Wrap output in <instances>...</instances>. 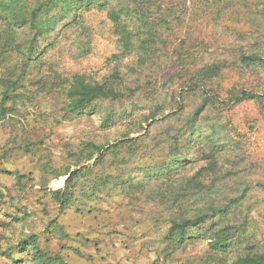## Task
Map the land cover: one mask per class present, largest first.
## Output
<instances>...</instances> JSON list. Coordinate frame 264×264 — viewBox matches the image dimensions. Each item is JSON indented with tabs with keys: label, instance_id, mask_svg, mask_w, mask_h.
Listing matches in <instances>:
<instances>
[{
	"label": "rangeland",
	"instance_id": "rangeland-1",
	"mask_svg": "<svg viewBox=\"0 0 264 264\" xmlns=\"http://www.w3.org/2000/svg\"><path fill=\"white\" fill-rule=\"evenodd\" d=\"M249 1L257 10L264 3ZM154 7L149 4L143 25L127 17L131 28L142 32H136L133 50L125 52L120 28L110 21L107 11L86 10L76 0L68 21L75 13L80 15L78 21L57 27L51 34L57 35L53 45L44 50L41 44L36 49L38 59L30 61L25 57L27 46L22 43L19 53L14 50L10 30L0 21V77L8 74L20 83L13 93L20 97L6 104L15 111L0 119L1 264H16L15 260L32 264V245H25L32 236L41 249L74 264H229L237 254L264 252V81L257 84L248 73L242 76L226 69L208 80L206 87L178 91L174 65L182 38H169V31L166 37L167 27L162 25L160 35L150 39L144 25H151L149 15H157ZM234 19L235 15L224 17V24ZM252 21L264 22L260 16ZM196 37L205 44H195L192 39ZM17 38L23 42L26 36L16 37L15 43ZM226 40L210 23L181 42L185 54L207 61L215 54L231 58L221 49ZM143 42L146 48L141 47ZM76 75L90 83L106 82L125 96L102 99L60 120L66 112L64 93ZM228 87L234 91L252 88L260 98L233 103L232 94L226 93ZM2 90L0 84V98ZM204 98L208 104L201 106ZM172 135L178 137L179 156L186 158L172 163L181 166L178 181L169 189L160 187L161 182L167 184L160 178L136 195L88 201L81 212L74 207L59 211L51 191L63 187L69 176L63 175L67 167L74 170L69 153L82 142L104 144L142 137L134 164H146L162 158ZM25 136L35 141L32 152L39 151L35 156L14 148ZM211 152L214 163L209 168L211 159L204 157ZM49 159L62 175L55 178L48 172L44 164ZM201 168L199 187L190 185L178 192V182ZM16 174L25 176L22 186ZM211 206L224 207L226 216L212 229H192L177 246L175 233H168L171 220L193 217ZM220 228L229 238L225 252L209 245L214 240L209 232Z\"/></svg>",
	"mask_w": 264,
	"mask_h": 264
},
{
	"label": "trees",
	"instance_id": "trees-1",
	"mask_svg": "<svg viewBox=\"0 0 264 264\" xmlns=\"http://www.w3.org/2000/svg\"><path fill=\"white\" fill-rule=\"evenodd\" d=\"M163 1L81 0V4L86 10L107 11L110 21L117 28H120L121 37L119 41L122 43L125 52L130 49L133 50L134 36L136 32H142L138 29H132V24L130 25L127 17L131 16L135 21L134 24L143 25L144 20L147 19L146 15L150 11L149 4L151 7L155 5V10H159L157 15L148 16L151 25H144L151 40L160 35L158 29L162 28V25L167 27L166 37L169 31L168 37L188 39V35L192 31L215 23L221 37L228 39L221 49L228 51L231 58L225 54L224 56L215 54L207 61L201 60L203 58H198L194 54H185L183 41L181 42L182 39H180L176 49L177 62L175 61L176 64L174 65L176 66L178 91L179 88L183 90L190 87L192 90H199L201 89L200 86L206 87L209 85L208 80L219 77L226 69L236 70L242 76L248 73V76L257 80V84L260 83V80L264 81V22L259 24L257 21H252V17L255 16H260L264 21V3L261 5V10L259 8L257 10L249 0H165V3ZM74 2L76 0H0V21L10 30V45L19 53V47L25 44L27 46L26 61L38 59L40 52L36 49L41 44L45 45L44 50L53 45V38H56L57 35L51 34L57 27L78 21L80 15L76 13L68 21L69 11ZM131 5H134V8ZM256 5L258 4L256 3ZM62 6L68 11L63 12ZM132 13L135 15H131ZM232 15L236 16V20L234 19L233 22L225 25L223 18ZM240 15L242 19L239 18ZM178 30L183 31L179 32ZM2 33L0 32V34ZM20 35H25L26 38L23 42L18 41L17 38V44L15 38ZM192 41L195 44H205V41L198 37ZM141 47L146 48V44L143 42ZM22 75L25 76V73ZM17 77L20 78V76ZM0 84L3 87L0 98V119H2L1 115L5 116L6 113L11 114L15 111L13 106L6 104L20 97L18 94H13L20 83L19 79L10 78L8 74H2ZM226 93L232 94L233 103L260 98V95L256 94L252 88H241L234 91L233 87H228ZM124 96L125 94L119 91V88H115L106 82L90 83L76 75L64 93L66 112L60 120L70 119L102 99L120 100ZM207 101L208 98H204L201 106L208 104ZM189 128L192 126L190 125ZM142 139V137H124L112 143L104 144L85 141L80 144L78 149L70 152L69 156L73 159L74 170L70 169L71 166L67 167L63 175L69 174V176L66 178L63 187L51 191L59 211L74 207L77 212H81L88 201L100 200L103 197L110 198L115 194L136 195L143 190L142 188L147 183L160 178L167 181V184L161 182L160 187L164 186L165 189H169L171 184L173 185L178 181L179 172L177 168L181 166L173 167L172 163L178 159L184 160L186 158V156H179L176 150L178 146L177 135L168 138L167 145L169 143L171 146L160 156L161 159L146 164H134L135 150L141 147L144 141ZM34 143L35 141L25 136L17 140L14 148L23 155L32 153L35 156L36 149L32 152ZM37 157L38 160L41 159L40 154ZM204 159H211L208 164L211 168L214 163L212 152L208 153ZM44 166L47 167L49 173H53L55 178L62 175L59 168L52 166L50 159L46 161ZM203 170L204 168H201L189 178L181 179L178 182L177 191H184L190 185L198 188L201 184ZM5 172L9 173V171ZM16 175L20 186H22L21 180L25 176ZM226 211L224 207L211 206L209 211L196 214L193 217L172 219L168 233H175L178 241L177 246H179L184 237L191 234L192 229L202 231L208 230L206 227L212 229L218 219L226 216ZM209 235L214 237V240L210 241L209 244L211 248L221 252L227 251L229 238L224 233V228H220L218 231H210ZM25 245H32L30 256L32 264H74L66 262L57 254L51 255L48 251L41 249L34 236L28 238ZM171 251L169 250V252ZM14 262L17 264L19 261L15 260ZM229 264H264V252L237 254Z\"/></svg>",
	"mask_w": 264,
	"mask_h": 264
},
{
	"label": "crops",
	"instance_id": "crops-1",
	"mask_svg": "<svg viewBox=\"0 0 264 264\" xmlns=\"http://www.w3.org/2000/svg\"><path fill=\"white\" fill-rule=\"evenodd\" d=\"M0 264H1V262H0Z\"/></svg>",
	"mask_w": 264,
	"mask_h": 264
}]
</instances>
